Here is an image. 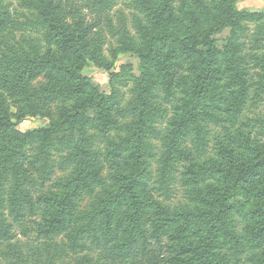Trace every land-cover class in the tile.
<instances>
[{"label":"trees","instance_id":"1","mask_svg":"<svg viewBox=\"0 0 264 264\" xmlns=\"http://www.w3.org/2000/svg\"><path fill=\"white\" fill-rule=\"evenodd\" d=\"M241 1L140 0L144 21L137 28L139 41L124 40L114 56L116 60L120 54H132L140 62L138 126L130 127L136 146L124 159L125 170L112 175L110 188L82 226H73L78 201L103 183L99 161L89 150L88 131L95 126L108 132L114 124L115 97L95 86L84 74L83 63L91 60L115 77L113 63L93 55L89 47V37L99 29L107 5L101 0L32 4L56 51L14 59L0 55V84L21 104L19 111L11 112L0 100V181L12 170L14 155L33 139L40 141L39 163L46 164L48 159L41 156L47 158L50 149L59 145L68 147L66 160L73 161L75 169L69 179L57 183L61 195L34 199L20 183L15 184L8 214L1 210L0 198V247L5 246L0 258L8 259L7 264H51L57 251L55 236L74 231L70 249L77 254L79 231L88 232L83 228L98 223L106 239L101 243L94 235L99 261L86 264H226L223 244L233 236L239 243L255 242L261 249L259 264H264V118L259 115L257 121L261 137L241 127L219 139L214 155L204 157L203 149L209 125L222 124L227 113H240L247 101L264 100V54L248 52L239 39V32L246 31L244 23L263 21L264 12L242 11ZM10 13L0 1V43L9 29ZM252 40L264 41V23L257 26ZM42 73L55 79V94L75 98L77 103L60 118L19 132L16 129L25 120L47 119L29 84ZM159 87L166 97L177 99L169 121L167 108L155 110L153 96ZM157 118L168 123L160 171L168 175L175 165L182 166V182L191 187L198 212L170 210L148 193L143 140L148 130L156 131ZM126 142L116 147L122 149ZM23 170V165H16L13 172L19 175ZM237 214L243 219L238 235L234 234ZM18 229L25 238L36 232V238L24 244L25 250L15 241Z\"/></svg>","mask_w":264,"mask_h":264},{"label":"rangeland","instance_id":"2","mask_svg":"<svg viewBox=\"0 0 264 264\" xmlns=\"http://www.w3.org/2000/svg\"><path fill=\"white\" fill-rule=\"evenodd\" d=\"M0 1L5 3L11 12L9 29L2 35L0 55L13 59L14 57L22 58L23 56L36 57L45 56L49 51L56 49V46L49 40L47 30L32 5L36 0ZM83 1L78 0V3H84ZM101 1L106 3L107 9L103 12L99 29L89 37V47L93 55L99 56L106 62L113 63L112 72L115 77L111 78L110 73L100 69L91 60L83 62L84 74L94 81L95 86H100L102 92L115 97L116 103L111 112L114 124L108 132L101 133L95 126L88 131L89 150L99 161L103 183L92 192L81 195L73 219V226H82L87 223L93 205H96L104 191L110 188L112 175L122 169L125 170L124 159L134 151L136 146L132 139L130 127L138 126L136 124L138 118L136 117L135 106L138 103L136 101V80L140 76V62L132 54H120L116 60L114 56L115 50L124 40L139 41L137 28L139 23L144 21V15L138 8L140 0ZM206 2L209 3L210 0H206ZM173 3H182V0H174ZM238 7L245 12L262 13L264 12V0H242ZM261 23H264V19L263 21H247L244 23L246 31L239 32V39L246 44L248 52L264 54V41L258 44L252 40L254 31ZM225 36H229V33H226ZM222 46L221 43L220 47L222 48ZM130 65L132 69H127L128 71L123 69V66ZM54 82L55 79L47 73H42L29 83L35 94V99L40 102L41 111L47 115V119L25 120L17 127V131L25 133L37 129L50 120L60 118L63 111L75 106L77 103L75 98H63L53 92ZM153 97L156 111L165 108L170 111L169 121L177 99L166 97L162 87L158 88ZM0 100L11 112H17L21 109L19 98L2 84H0ZM259 115L264 118V100L257 103L247 101L240 113L234 111L227 113L222 124L209 125L206 133V144L203 148L204 157L214 155L219 139L227 132H234L238 128L248 129L252 135L261 137L262 134L257 122ZM153 123H155L153 125H155L156 131L152 133L148 130V136L143 140V159L147 162L149 171L146 176L149 184L148 193L153 196L155 201L170 210L198 212L200 209L197 208L195 201L191 198V187H188L185 181L182 182V166L180 164L175 165L168 175L161 173L160 159L163 153L164 136L166 135L168 123L162 118H157ZM122 142H126V145L122 149L117 148L116 143L120 144ZM188 145L192 150H195L193 145L190 143ZM18 151L10 164L12 170H7L0 181V198L3 201L1 210L6 214L10 210L8 201L15 184L20 183L19 186H22L34 199L42 196L61 195L63 189L57 183L69 179L75 169L72 164L73 161L66 160L69 159L70 150L65 146H54L50 149L47 158L44 155L41 156L42 159H48L46 164L39 163V160H37L42 153L39 139H33L32 142L21 147ZM16 165H23L25 169L19 175L13 172ZM235 219L238 228L234 230V234L238 235L242 233L243 219L240 214H237ZM93 226L83 228L88 232L82 233L79 231L80 252L77 254H72L70 249L74 243L70 235L74 234V231L70 235L55 236L53 239L57 243V251L53 254L54 259L51 264H86L88 261H99L94 253L98 248L99 241L94 239V235L99 238L101 243L104 242L106 236L104 238L103 230L98 223ZM16 231L18 233L15 241L23 244V250H25L24 244L36 238V232L34 231L30 232L28 238L23 237L19 229ZM237 241L236 237L233 236V238L226 239L223 244L224 249L222 252L224 253L223 258L227 260L226 264H259L261 249L256 247L255 242H250L247 239H242L240 243ZM4 249L5 246H1L0 252ZM0 259V264L8 263V259L2 257Z\"/></svg>","mask_w":264,"mask_h":264}]
</instances>
